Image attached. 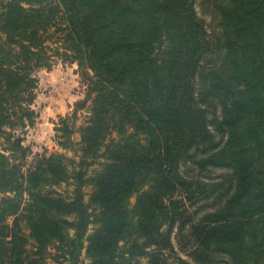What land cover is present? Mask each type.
<instances>
[{
	"label": "trees",
	"instance_id": "16d2710c",
	"mask_svg": "<svg viewBox=\"0 0 264 264\" xmlns=\"http://www.w3.org/2000/svg\"><path fill=\"white\" fill-rule=\"evenodd\" d=\"M55 57L87 94L34 153ZM143 259L264 264V0H0V264Z\"/></svg>",
	"mask_w": 264,
	"mask_h": 264
},
{
	"label": "rangeland",
	"instance_id": "374dc122",
	"mask_svg": "<svg viewBox=\"0 0 264 264\" xmlns=\"http://www.w3.org/2000/svg\"><path fill=\"white\" fill-rule=\"evenodd\" d=\"M50 45H53V43H50ZM55 58H56L55 59L56 62L57 61H61L57 57H55ZM56 62H55V64H56ZM77 73H78V81H76V85H75L76 87L71 88L70 90L67 89V92H66L68 95H71V94H75L76 95V93L78 91L79 92H83L84 98L83 99H78V102H76V104L79 103V102H83L85 100L86 94H87V88H88L86 83H84V79H83L81 73L79 72L78 65H77ZM44 84H46V82ZM49 86L50 85L42 86L41 92H40V97H39V100H38L39 107L35 108V110L37 112L40 111L39 114L43 118L42 121H41L42 125L41 124H38V126L36 125L37 127L36 126H35L36 128L34 127L35 130L33 128L30 129L29 130V135H27V138H28L27 141L28 142H26V144H27V146L31 147V149H32V151L34 153H41V152H44L45 150H50V148H51V144L50 143H52V142H50V141L48 142L45 139L46 138L45 134L48 132L47 130H50V127H49V121L50 120L48 119V117L45 114V112H46V107L47 106H51L52 100L55 99L59 95L60 90H59V88H54V87L51 88ZM75 100H77V97H76ZM91 109H92V101H89V102H87L85 108L79 109L77 111L76 117L74 118L73 124H72L73 125V129L75 130L74 139H75L76 142H78L80 140V132H79L80 128L87 124V122L89 120V117L91 115ZM74 111H75V107H74ZM73 114H74V112L72 113V115ZM72 115H70V116H72ZM70 116L67 115V116L62 117V118H56L58 120L57 123L55 124V134H56V136H55L54 143L56 145H57L56 137H57V134H58L57 128L60 126V121H61V119H65V118L70 117ZM30 131H31V133H30ZM113 138H115V136ZM67 154L69 156H73V153L68 152ZM93 167H96V165L93 166ZM60 191H63V189H60ZM86 192L89 195L90 190L87 189ZM88 195H87V199L89 197ZM134 201H135V199H133V202ZM176 248L178 250L177 244H176ZM180 253H181L180 255L184 259H188V257L185 255V253H182V252H180ZM140 263L141 264H148V261H147V259H143V260H141ZM172 264H177V263H172Z\"/></svg>",
	"mask_w": 264,
	"mask_h": 264
},
{
	"label": "crops",
	"instance_id": "0c3cea01",
	"mask_svg": "<svg viewBox=\"0 0 264 264\" xmlns=\"http://www.w3.org/2000/svg\"><path fill=\"white\" fill-rule=\"evenodd\" d=\"M39 77H40L39 94L35 102L34 108L39 107L38 100L40 97L42 86L50 85L49 87L59 88L60 90L59 95L55 99L52 100L51 106L46 107V112H45L48 119L50 120L49 121L50 130H47L48 132L45 134V137H46L45 139L48 142L49 141L52 142L50 143L51 148L50 150H48L49 152H52L53 150H60V148L54 143L55 136H56L55 124L58 121L56 118H62L67 115L68 116L72 115V113L74 112V107H75L76 102H78V99H83L84 94L83 92H79V91L76 93V95L75 94L68 95L66 93L67 89L70 90L71 88L76 87L75 86L76 81H78L77 64H68V63H63L62 61H57L56 64L51 69L41 70L39 72ZM45 82L46 84H44ZM76 97H77V100H75ZM38 113H40V111ZM42 119L43 118L39 114V119L36 124L37 126L38 124H41ZM35 128L33 129L35 130Z\"/></svg>",
	"mask_w": 264,
	"mask_h": 264
}]
</instances>
